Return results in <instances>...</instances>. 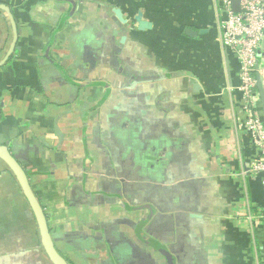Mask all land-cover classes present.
Listing matches in <instances>:
<instances>
[{
    "label": "crops",
    "instance_id": "obj_1",
    "mask_svg": "<svg viewBox=\"0 0 264 264\" xmlns=\"http://www.w3.org/2000/svg\"><path fill=\"white\" fill-rule=\"evenodd\" d=\"M0 4V143L69 264H264V187L214 0ZM0 171V264H53Z\"/></svg>",
    "mask_w": 264,
    "mask_h": 264
},
{
    "label": "built area",
    "instance_id": "obj_2",
    "mask_svg": "<svg viewBox=\"0 0 264 264\" xmlns=\"http://www.w3.org/2000/svg\"><path fill=\"white\" fill-rule=\"evenodd\" d=\"M217 7L219 40L224 51L233 53L239 64V83L235 91L241 100L239 123L255 147L248 165L250 174L264 187V117L256 87L259 74L264 87V61L257 55L264 39V0H214ZM264 218V204L257 213Z\"/></svg>",
    "mask_w": 264,
    "mask_h": 264
},
{
    "label": "water",
    "instance_id": "obj_3",
    "mask_svg": "<svg viewBox=\"0 0 264 264\" xmlns=\"http://www.w3.org/2000/svg\"><path fill=\"white\" fill-rule=\"evenodd\" d=\"M237 1L238 0H233V8L235 11L238 10ZM0 9L6 8L4 5L0 4ZM111 10L114 13L115 18L121 25L127 22V19L123 17V12L119 8L113 7ZM134 21H136L138 29L149 28L151 26V23L149 21L142 19V13L140 11L135 14ZM10 22L13 30V41L11 43L9 53L13 50L16 41V26L11 14ZM200 31L202 32V30ZM184 33H186L187 35H195L196 31L187 27L185 28ZM263 41L264 39L262 40V42ZM257 55L258 57L261 56L260 50H258ZM256 87L260 98L262 114L264 116V87L262 84L261 76L259 74H256ZM1 164H3L4 167L13 174L27 203L31 208L39 229L42 246L49 260L53 264H69L57 251L53 244L44 210L30 185L25 169L17 160V158L11 153V151L5 145L0 143V165Z\"/></svg>",
    "mask_w": 264,
    "mask_h": 264
},
{
    "label": "flooded vegetation",
    "instance_id": "obj_4",
    "mask_svg": "<svg viewBox=\"0 0 264 264\" xmlns=\"http://www.w3.org/2000/svg\"><path fill=\"white\" fill-rule=\"evenodd\" d=\"M3 166H4L3 164L0 165V167H3ZM5 169H6V168H5ZM0 173H1V171H0Z\"/></svg>",
    "mask_w": 264,
    "mask_h": 264
},
{
    "label": "trees",
    "instance_id": "obj_5",
    "mask_svg": "<svg viewBox=\"0 0 264 264\" xmlns=\"http://www.w3.org/2000/svg\"><path fill=\"white\" fill-rule=\"evenodd\" d=\"M264 119V118H263Z\"/></svg>",
    "mask_w": 264,
    "mask_h": 264
}]
</instances>
